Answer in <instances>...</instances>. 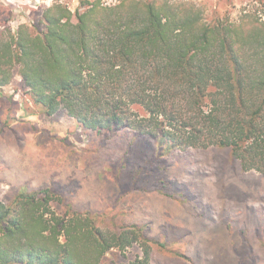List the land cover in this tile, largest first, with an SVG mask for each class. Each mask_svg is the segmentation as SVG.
Segmentation results:
<instances>
[{
    "label": "trees",
    "instance_id": "obj_1",
    "mask_svg": "<svg viewBox=\"0 0 264 264\" xmlns=\"http://www.w3.org/2000/svg\"><path fill=\"white\" fill-rule=\"evenodd\" d=\"M29 21L0 29V86L18 75L47 115L64 109L84 130H131L161 153L226 148L264 174L259 16L208 21L189 0H81ZM63 202L49 187L0 197V264H107L111 250L135 244L142 255L116 264H149L158 241L145 226H110Z\"/></svg>",
    "mask_w": 264,
    "mask_h": 264
},
{
    "label": "rangeland",
    "instance_id": "obj_2",
    "mask_svg": "<svg viewBox=\"0 0 264 264\" xmlns=\"http://www.w3.org/2000/svg\"><path fill=\"white\" fill-rule=\"evenodd\" d=\"M55 1L73 11L81 2L0 0V29L39 22ZM189 1L208 21L246 13L264 20V0ZM22 186L55 190L64 198L59 210L69 204L110 226H145L158 241L149 264H264V174L244 171L226 148L161 153L131 130H84L64 109L47 115L15 75L0 86V197ZM140 255L135 244L111 250L106 262Z\"/></svg>",
    "mask_w": 264,
    "mask_h": 264
}]
</instances>
